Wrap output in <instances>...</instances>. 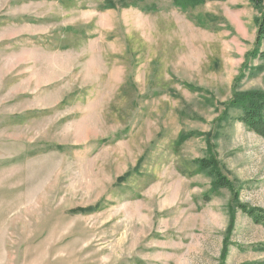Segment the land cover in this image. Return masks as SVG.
<instances>
[{"label": "rangeland", "instance_id": "obj_1", "mask_svg": "<svg viewBox=\"0 0 264 264\" xmlns=\"http://www.w3.org/2000/svg\"><path fill=\"white\" fill-rule=\"evenodd\" d=\"M113 1L0 0V264H264V227L198 170L264 208V138L220 117L264 90L262 9Z\"/></svg>", "mask_w": 264, "mask_h": 264}, {"label": "trees", "instance_id": "obj_2", "mask_svg": "<svg viewBox=\"0 0 264 264\" xmlns=\"http://www.w3.org/2000/svg\"><path fill=\"white\" fill-rule=\"evenodd\" d=\"M142 0H120L122 7L137 6ZM173 4L180 7L183 11L192 13L194 8L198 5L205 4L210 1H225V0H172ZM255 7L262 9V15L259 20V29L257 36V44L264 42V0H249ZM117 7L113 0H104L101 9H110ZM157 9V8H156ZM148 10V11H156ZM236 110L237 116H232L230 110ZM221 119L227 120L231 118L233 121L243 122L250 130L264 138V90H251L246 92H235L232 100L226 104L225 111L220 116ZM220 119V118H219ZM214 135V133H211ZM195 135L194 132H181L176 144L179 147L184 142ZM198 170L206 172L212 178L213 190L227 189L232 194L235 206L249 216L256 224L264 227V208L258 206H251L243 203L239 199V190L236 182L231 179L223 170L222 164L219 160L210 155L198 160ZM206 201L210 199L209 193L205 195ZM83 210V208H80ZM77 209L76 211L80 210ZM227 251L224 252L226 254Z\"/></svg>", "mask_w": 264, "mask_h": 264}]
</instances>
